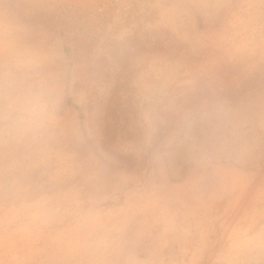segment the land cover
Here are the masks:
<instances>
[{"label": "rangeland", "instance_id": "rangeland-1", "mask_svg": "<svg viewBox=\"0 0 264 264\" xmlns=\"http://www.w3.org/2000/svg\"><path fill=\"white\" fill-rule=\"evenodd\" d=\"M0 264H264V0H0Z\"/></svg>", "mask_w": 264, "mask_h": 264}, {"label": "clouds", "instance_id": "clouds-1", "mask_svg": "<svg viewBox=\"0 0 264 264\" xmlns=\"http://www.w3.org/2000/svg\"><path fill=\"white\" fill-rule=\"evenodd\" d=\"M46 100L23 83L14 85L4 97L3 119L19 135L34 131L45 117Z\"/></svg>", "mask_w": 264, "mask_h": 264}]
</instances>
